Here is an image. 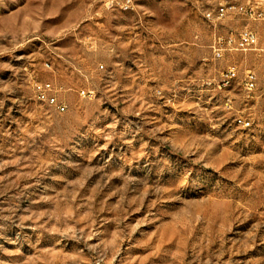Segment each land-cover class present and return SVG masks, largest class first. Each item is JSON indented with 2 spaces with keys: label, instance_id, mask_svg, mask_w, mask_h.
<instances>
[{
  "label": "rangeland",
  "instance_id": "1",
  "mask_svg": "<svg viewBox=\"0 0 264 264\" xmlns=\"http://www.w3.org/2000/svg\"><path fill=\"white\" fill-rule=\"evenodd\" d=\"M123 1L0 0V264H264V24Z\"/></svg>",
  "mask_w": 264,
  "mask_h": 264
},
{
  "label": "built area",
  "instance_id": "2",
  "mask_svg": "<svg viewBox=\"0 0 264 264\" xmlns=\"http://www.w3.org/2000/svg\"><path fill=\"white\" fill-rule=\"evenodd\" d=\"M219 1L212 9L204 11V18L211 25L216 27L228 16H238L242 19V25L235 32L228 36H217L215 44L211 47L213 55H226L232 52H248L256 48L259 42V33L255 24H264V0H211ZM123 8H132V0H124ZM235 77L231 71L228 78ZM246 87L249 91L255 87V78L249 76L246 81ZM36 92L41 101L48 105L56 107L59 112L65 111V106L58 103L57 99L50 95V85H39Z\"/></svg>",
  "mask_w": 264,
  "mask_h": 264
}]
</instances>
